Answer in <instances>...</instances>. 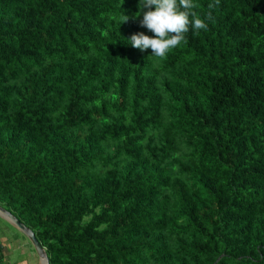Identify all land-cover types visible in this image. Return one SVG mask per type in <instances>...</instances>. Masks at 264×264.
<instances>
[{
	"label": "trees",
	"instance_id": "16d2710c",
	"mask_svg": "<svg viewBox=\"0 0 264 264\" xmlns=\"http://www.w3.org/2000/svg\"><path fill=\"white\" fill-rule=\"evenodd\" d=\"M194 2L156 57L139 0H0V205L51 264H264V0Z\"/></svg>",
	"mask_w": 264,
	"mask_h": 264
},
{
	"label": "clouds",
	"instance_id": "9594fccd",
	"mask_svg": "<svg viewBox=\"0 0 264 264\" xmlns=\"http://www.w3.org/2000/svg\"><path fill=\"white\" fill-rule=\"evenodd\" d=\"M219 0H215L218 4ZM215 5L209 3V9ZM139 11L134 18L143 14L141 27L147 28L154 36L143 32L133 34L129 41L131 46L141 51L152 50V56L164 57L166 53L185 40V34L191 29L195 32L207 30V20L212 19L211 11L201 18L195 11L194 0H139ZM147 9V11H145ZM129 17L123 16V22Z\"/></svg>",
	"mask_w": 264,
	"mask_h": 264
},
{
	"label": "crops",
	"instance_id": "0c3cea01",
	"mask_svg": "<svg viewBox=\"0 0 264 264\" xmlns=\"http://www.w3.org/2000/svg\"><path fill=\"white\" fill-rule=\"evenodd\" d=\"M0 230V264H42L30 241L24 243L18 238L21 234L26 236L16 226Z\"/></svg>",
	"mask_w": 264,
	"mask_h": 264
},
{
	"label": "water",
	"instance_id": "95a60500",
	"mask_svg": "<svg viewBox=\"0 0 264 264\" xmlns=\"http://www.w3.org/2000/svg\"><path fill=\"white\" fill-rule=\"evenodd\" d=\"M0 215L14 224L30 241L42 264H51L46 249L39 242L34 231L22 223L14 214L0 205Z\"/></svg>",
	"mask_w": 264,
	"mask_h": 264
},
{
	"label": "rangeland",
	"instance_id": "374dc122",
	"mask_svg": "<svg viewBox=\"0 0 264 264\" xmlns=\"http://www.w3.org/2000/svg\"><path fill=\"white\" fill-rule=\"evenodd\" d=\"M5 220V221H4ZM15 227V225L11 224L8 220H6L3 216L0 215V227H7L10 229L11 226ZM2 232V230H0V233ZM1 237V236H0ZM18 238L20 240H23L22 242H26L28 239L26 237H24L22 234L21 236H18ZM1 242V241H0ZM28 242V241H27ZM1 245V244H0ZM2 246V245H1Z\"/></svg>",
	"mask_w": 264,
	"mask_h": 264
}]
</instances>
